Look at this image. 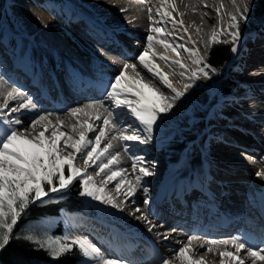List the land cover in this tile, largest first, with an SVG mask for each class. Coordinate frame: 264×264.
I'll return each instance as SVG.
<instances>
[{"label": "bare ground", "instance_id": "bare-ground-1", "mask_svg": "<svg viewBox=\"0 0 264 264\" xmlns=\"http://www.w3.org/2000/svg\"><path fill=\"white\" fill-rule=\"evenodd\" d=\"M171 2L175 11L162 0H0V19L17 22L19 31L14 32L16 36L8 32L11 29L8 23L7 30L0 29V68H4L0 69V76L9 82V90L16 87L25 93L24 99L31 97L40 106L41 113H54L49 117L53 124L57 123L59 115L63 124L57 136L65 132L76 139L79 138L78 132L72 131V125L77 120H89V117L83 114L72 117L68 114L70 109L105 99L108 84L119 74L124 63L136 65L135 70H127L128 76L142 79L144 84L158 89L171 100L174 94L139 63L138 56L148 47L147 36L155 37L152 49L148 51L149 60L159 66L174 87L183 89L185 83L191 82L187 77L199 67L192 63L194 57L184 48L197 50L203 57L211 45L213 31L228 30L230 15L237 14V9L243 12L248 0H235V4L232 0ZM251 5L248 3L249 8ZM33 8H38L45 22L38 31L28 25L27 18L18 14ZM165 10L172 11V16H163ZM181 20L183 24L178 23ZM250 20H253L251 30L244 26L246 33L238 46L242 53L232 52V59L224 64L229 80L221 86L225 90L214 109V123L205 128L206 132L202 131L203 134L199 135L201 141L196 146L187 153L183 152L185 157L180 153L184 147L169 139L178 133L170 126L178 121V114L188 108L190 98L196 96L194 87L199 95L207 98V105L213 103L209 80L214 76L207 80L201 75L194 86L175 102L173 109L161 115L149 143L129 142V150L125 152L124 142L113 141L115 147L111 151L119 152V163L110 168L112 172L123 170L120 192L115 185L121 176L105 184L110 173L106 171L97 175V165L89 162L86 166L79 156L72 161L85 175L94 178L97 187H105V191L123 208L120 211L88 198L94 206L98 205L102 214H84L88 216L86 221L75 219L78 235L89 239L109 256L123 258L131 264H157L165 257L171 259L172 264H180L173 253L187 244L188 236L198 237L190 245L188 256L193 260L203 258L205 264H220L219 253L224 251L223 248L207 252L200 245L207 247L210 240L233 238V228L241 222L247 223L248 231L240 236L250 245L264 247V180L255 176L257 170H264L261 159L264 157V101L258 102L264 99V68L249 73L264 63V18ZM152 27H161L162 33L152 32ZM161 39L176 48V52L156 42ZM218 39L222 41L230 37L222 34ZM161 56L167 59L161 60ZM180 64L184 67L181 68ZM133 87L139 88L140 85L133 84ZM142 90L151 95L148 89ZM225 92L229 93L223 94ZM129 97L134 98V94L129 93ZM3 102L4 97L0 96V105ZM19 102L10 100L9 109ZM35 114L21 110L11 115L24 121L20 127H27ZM89 122L96 128L103 127L101 121ZM127 122L135 123L131 117ZM41 131L44 128L38 126L35 130L28 128L25 134L31 138ZM45 136H51L50 128L45 131ZM89 138L94 139V134L89 133ZM236 148L251 153L257 160L240 156L234 152ZM69 151L72 149H66L63 155ZM136 155L143 156L144 161L133 171L132 157ZM102 162L107 163V158H102ZM99 163L101 161H97ZM142 167H148L152 175L143 176L140 173ZM181 173L182 178L176 177ZM138 174L143 177L139 184L136 181ZM152 183H155L153 187ZM130 184L136 187V193L125 198L124 192ZM145 199L152 200L149 206L143 203ZM140 204L147 208H140L141 212L136 213L134 209ZM141 213H146L149 221L156 225L150 218L152 215L161 221V225L149 231L148 222L137 219ZM180 228L182 233H179ZM164 236L169 239L164 240ZM228 250L234 251L231 246ZM241 255L245 264H251L246 250ZM224 259L228 264V258ZM256 264H264V261Z\"/></svg>", "mask_w": 264, "mask_h": 264}, {"label": "snow or ice", "instance_id": "snow-or-ice-1", "mask_svg": "<svg viewBox=\"0 0 264 264\" xmlns=\"http://www.w3.org/2000/svg\"><path fill=\"white\" fill-rule=\"evenodd\" d=\"M235 4V0H232ZM254 0H248L252 3ZM164 5H168L172 11H175V5L171 0H162ZM248 3L244 5L243 12L230 15L228 30L221 32L213 31L211 44L227 43L231 45V51H238L239 42L242 38L241 25L249 19L251 9ZM126 11V9H121ZM151 13V8L148 9ZM172 11L165 10L163 16L171 17ZM219 12V9H217ZM159 14V10H158ZM152 17L149 15V20ZM174 19V18H173ZM178 23L183 24V21ZM46 26V25H45ZM151 31L157 34L162 33L161 27H152ZM185 31H187L185 29ZM226 34L230 37L227 41H220L218 37ZM155 37L147 36L148 47L143 53L138 56L139 63L149 73L166 86L174 95L171 100L158 89L144 84L141 80L130 77L127 70L132 68L135 70L136 65L124 63L122 70L108 84L105 92V99L94 100L84 106H78L70 109L69 115L78 117L83 114L89 117V120L101 121L103 127L96 128L89 120H77L76 124L72 125V131L78 132L79 138L68 135L65 132H60L59 136L56 133L59 131L63 121L57 115V123L49 119L54 113H41L38 105L31 97L24 99L25 93L18 90L16 87L8 89V81L0 76V96L4 97V102L0 105V250H3L10 240L13 238V230L17 225L18 220L26 213L31 204L37 201L43 202L44 198L49 197L51 193H61L67 191L75 182H79L81 197H88L91 200L98 201L100 204L109 205L112 208H117L123 211L115 201V199L105 191V187H97L92 176L85 175L80 168L76 167L72 161L79 157L83 158L84 164L87 166L89 162L97 165L99 171L97 175L110 173L104 180L107 184L111 180H115L121 176L119 183L115 185L117 192L121 190L123 176L120 172H112L110 166L119 163V152L111 151L114 149L113 141L124 142V150H129V142L139 144H147L152 140L154 127L158 123L162 114L169 113L175 102L180 100L188 89L194 86V82L203 77L210 79L211 74H215L216 69L209 64L203 62V58L198 54L197 50L192 48H184L191 57H194L192 63L199 66L191 72L187 79L191 82L185 83L183 89H177L173 86L168 76L161 72L158 65L153 64L148 58V51L152 49ZM157 43L162 44L166 49L172 48L176 52V48L166 43L164 40H157ZM180 47L183 48V45ZM179 55V52H177ZM161 60H166L164 56ZM176 63H179L178 61ZM183 68L184 65L180 64ZM139 76V73L136 74ZM183 76V73H181ZM133 84H139V88H134ZM142 89H148L151 95H146ZM129 93L134 94V98L129 97ZM20 102L16 107L9 109V101ZM109 101L108 104L105 101ZM5 109H8L5 112ZM23 111H32L36 113L31 119L27 127H20L24 121L18 116H12V113ZM102 110V111H101ZM106 113V115H104ZM134 118L135 123H128V118ZM38 126L44 128L39 135H33L29 138L25 133L28 128L35 130ZM51 129V136L46 137L45 131ZM89 133L94 134V139L89 138ZM112 133V135H109ZM62 142V145H61ZM103 144V146H101ZM72 149L67 155H63L66 149ZM102 158H107V163L102 162ZM133 171L136 170L137 164L144 161L143 156H133ZM264 161V157L261 158ZM97 161L101 163L97 164ZM65 166L67 167V175L65 174ZM140 173L143 176L152 175L148 167L140 168ZM255 176L264 180V170H257ZM142 176L137 175L136 181L139 184L142 181ZM147 192V189H144ZM136 193V187L131 184L127 191L124 192L125 198L132 197ZM127 202V200L125 201ZM134 204L135 201H132ZM145 205L149 201H143ZM136 213H140L139 207L134 209ZM150 211V210H149ZM137 219H143L148 222L149 231H152L156 225L152 224L146 213H141ZM16 239H22L34 245L35 250H44L52 259H59L63 255L78 251L83 264H131L123 258L109 256L96 246L89 239L82 235L64 234L62 236H38L32 233H22L15 236ZM164 240L169 237L164 236ZM196 236H188L187 244L174 250V256L180 261V264H205L203 258L193 260L187 255L191 251L190 245ZM231 246L234 251H230ZM207 252H212L215 249L223 248L220 252V264H226L225 257L228 258V264H245L241 253L246 250V254L251 258V264H256L257 261H264V247L250 245L240 235L234 236L231 239L210 240L208 246L200 245ZM157 264H172V260L165 257L161 258Z\"/></svg>", "mask_w": 264, "mask_h": 264}, {"label": "rangeland", "instance_id": "rangeland-1", "mask_svg": "<svg viewBox=\"0 0 264 264\" xmlns=\"http://www.w3.org/2000/svg\"><path fill=\"white\" fill-rule=\"evenodd\" d=\"M256 0H254V2H252L251 4V13L250 15H252L253 11H252V8L253 6H255ZM71 4H74V3H70ZM34 10H31L29 11V9L27 11L29 12H18L19 15L22 16L23 19L26 20V22L28 23V25L30 27H34L33 29L38 31L39 28H42L41 26H44L45 22L42 21V16L40 15L39 11H38V8H33ZM2 16V15H1ZM24 16V17H23ZM264 18V17H263ZM6 18H4L3 20L0 19V29L1 30H4V28L7 30L8 27H7V23H8V26L11 28V29H8V32H10L11 34H13L14 36H16L17 34H14L17 33V29H18V23H13L12 21L11 22H7V21H4ZM250 19H255V18H251ZM248 20L246 23H243L242 25L243 26H246L247 28H249L248 30H251V23H253V20ZM262 19V18H261ZM44 20V19H43ZM2 22V23H1ZM250 22V23H249ZM3 24H5L3 26ZM241 25V26H242ZM38 27V28H37ZM242 28V27H241ZM17 30V31H16ZM245 31V30H244ZM19 32V31H18ZM241 32H242V36L245 35L246 32H243L242 29H241ZM229 40V39H228ZM222 41H227V40H222ZM210 45H208L209 47ZM23 49H24V46H22ZM207 47V49H208ZM207 49L205 50V53L204 56L202 57L203 58V62L205 63V59L207 57ZM237 55H240L242 53V48L239 49L238 47V51L236 52ZM232 59V51H230V54H229V59H227L224 64H226V62L230 61ZM223 64V65H224ZM222 65V67H223ZM256 65V64H255ZM225 69V65L223 68H220V69H216V72L215 74H212L211 77L214 76L213 80H209L212 86L213 89L210 90V96L213 98V104L212 102H210L208 105H207V98L205 96H201L199 95V92H198V89L196 87H194L195 89V95L197 96L198 100H193L192 98H190V104L189 106H187L188 108H186L184 110V112L182 114H178V121L174 122V124H172V126H170L173 131H175L177 134L173 135L172 138L169 137V139H171L172 141H174V143L176 145H178L179 147H184V149L180 152L182 153V157H185L186 154L184 153H187V151L190 149V148H193L194 146H196L197 143H199L201 141V139L199 138V135L200 134H203L202 131L205 130V128L208 126L210 127L209 125H212L214 123V119H215V111L214 109L217 107V103L220 102V99L219 98L221 95H222V91H221V86L222 85H225L227 84V81L229 80L228 78H226V73L224 71ZM208 80V79H207ZM226 81V83H225ZM238 88H236L235 90H237ZM216 92V93H215ZM213 93V95H212ZM205 99V100H204ZM217 101V102H216ZM211 104V105H210ZM207 106V107H206ZM220 106V105H219ZM212 111V112H211ZM213 113V114H212ZM213 115V116H212ZM177 116V115H176ZM211 117V118H210ZM187 118V119H186ZM189 118V119H188ZM194 118V119H193ZM210 118V119H209ZM208 119V120H207ZM199 120V121H198ZM192 121V123H191ZM213 122V123H212ZM179 123V124H178ZM175 125V126H173ZM199 125V126H198ZM205 125V126H204ZM201 126V128H200ZM175 127V128H174ZM188 127V128H187ZM199 127V128H198ZM191 128V130H190ZM204 128V129H203ZM60 129V128H59ZM61 130V129H60ZM180 130V131H179ZM198 130V131H197ZM207 130H205L206 132ZM204 132V133H205ZM183 134V135H182ZM195 134V135H194ZM197 134V135H196ZM191 138H190V136ZM181 136V137H180ZM194 136V137H193ZM186 137V138H185ZM176 140H175V139ZM183 138V139H182ZM200 140V141H199ZM177 141V142H176ZM185 144V145H184ZM188 144V145H187ZM184 152V153H183ZM179 154V153H178ZM252 159V158H251ZM254 161L257 160V159H253ZM259 160V159H258ZM257 162V161H256ZM65 174L67 175V167L65 166ZM176 177H183V174L181 173V176L178 175ZM188 177V176H187ZM78 182V181H77ZM76 183V182H75ZM74 183V184H75ZM78 186L80 187V184L79 182L77 183ZM155 183H152L151 184V187H153ZM241 186V184H239ZM72 186L65 192H61V193H51L49 195V197H46L44 198V201L42 203H51L55 200H57L58 198H62L64 197L67 193H69L72 189ZM82 198V201L90 206L91 208L94 209L93 212H97V213H100L102 214V212H99V208H98V205L95 206L93 205L92 202H90V200L88 199V197H81ZM39 202V201H37ZM83 213H86V211H80L78 213H74V214H70L68 212H61L60 213V216L63 220V229H62V234L61 235H54L52 233L49 232V227H46L43 225L42 223V219L41 220H37L38 222L36 223H33L32 220L29 221H26L25 217H27V211L25 214H23L21 216V218L18 220V222H20V220H23V224L25 222V225L30 222V227H33V232L38 235V236H45L46 234L47 235H50V236H62L64 234H71V235H78L77 232H75V219H81L83 221H86L87 220V217L88 216H85ZM48 223L49 221L46 220ZM22 224V225H23ZM17 225H15V228H16ZM37 229V230H36ZM32 231V230H31ZM83 264V263H82Z\"/></svg>", "mask_w": 264, "mask_h": 264}, {"label": "trees", "instance_id": "trees-1", "mask_svg": "<svg viewBox=\"0 0 264 264\" xmlns=\"http://www.w3.org/2000/svg\"><path fill=\"white\" fill-rule=\"evenodd\" d=\"M253 16L257 18L264 17V0H258L253 8ZM263 16V17H262ZM243 26V25H242ZM241 26V27H242ZM245 32L244 26L241 28ZM231 51V45L226 43H218L212 45L207 57L205 64L211 65L215 69L222 68L224 62L229 59ZM212 76V74H211ZM223 86V85H222ZM225 87L221 88L224 91ZM225 92L223 94H228ZM198 100L196 96H194ZM72 190L67 193L64 197L58 198L51 203L36 202L31 204L27 210L26 221L32 220L33 223L38 222L37 220L42 219L44 226L49 227V232L54 235H61L63 229V220L60 216L61 212L76 213L80 211L93 210L91 207L84 204L81 196L79 195L80 187L77 183L73 184ZM93 215V214H92ZM48 220L49 222L46 223ZM31 222V221H30ZM30 222L25 225L23 220L17 223L16 228L13 230V238L10 240L8 245L0 250V264H82L81 257L78 251H73L70 254L63 255L59 259H52L48 253L44 250H35L34 245L26 242L22 239H16V235L22 233H32L33 227H30ZM23 224V225H22ZM32 230V231H31ZM37 230V229H36Z\"/></svg>", "mask_w": 264, "mask_h": 264}]
</instances>
